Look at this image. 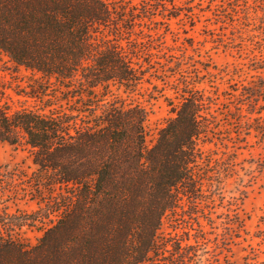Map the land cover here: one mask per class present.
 Wrapping results in <instances>:
<instances>
[{"label":"trees","instance_id":"obj_1","mask_svg":"<svg viewBox=\"0 0 264 264\" xmlns=\"http://www.w3.org/2000/svg\"><path fill=\"white\" fill-rule=\"evenodd\" d=\"M134 2L0 0V54L32 75L29 95L42 104L0 106V144L29 150L36 170L24 182L50 208L47 218H56L34 246L0 233V264H189L197 257L189 255V235L161 231L185 200L198 211L204 198L208 107L189 91L147 146L148 112L124 106L113 91H136L152 68L148 43L132 36L143 35L135 28L153 4Z\"/></svg>","mask_w":264,"mask_h":264},{"label":"rangeland","instance_id":"obj_2","mask_svg":"<svg viewBox=\"0 0 264 264\" xmlns=\"http://www.w3.org/2000/svg\"><path fill=\"white\" fill-rule=\"evenodd\" d=\"M134 1L153 4L135 28L143 35L132 36L148 43L152 68L136 91L113 88L117 99L148 112V147L189 91L204 96L210 121L204 198L198 211L185 200L168 214L161 236L189 235L195 249L186 253L197 255L189 264H264V0ZM33 85L28 71L0 54V106L42 108L29 95ZM35 170L26 147L0 144V233L25 246L56 220L24 182Z\"/></svg>","mask_w":264,"mask_h":264}]
</instances>
